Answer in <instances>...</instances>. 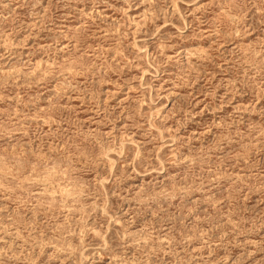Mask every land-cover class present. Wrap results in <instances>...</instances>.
<instances>
[{"label": "rangeland", "instance_id": "1", "mask_svg": "<svg viewBox=\"0 0 264 264\" xmlns=\"http://www.w3.org/2000/svg\"><path fill=\"white\" fill-rule=\"evenodd\" d=\"M0 264H264V0H0Z\"/></svg>", "mask_w": 264, "mask_h": 264}]
</instances>
